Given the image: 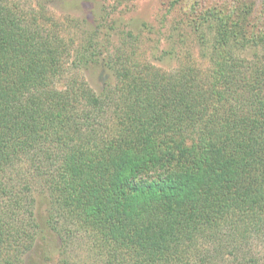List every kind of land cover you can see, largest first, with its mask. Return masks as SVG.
Segmentation results:
<instances>
[{"label": "trees", "instance_id": "16d2710c", "mask_svg": "<svg viewBox=\"0 0 264 264\" xmlns=\"http://www.w3.org/2000/svg\"><path fill=\"white\" fill-rule=\"evenodd\" d=\"M28 1L0 0V264L49 236L60 264L79 236L90 264H264V54L237 52L264 36L207 11L208 66L167 72Z\"/></svg>", "mask_w": 264, "mask_h": 264}, {"label": "rangeland", "instance_id": "374dc122", "mask_svg": "<svg viewBox=\"0 0 264 264\" xmlns=\"http://www.w3.org/2000/svg\"><path fill=\"white\" fill-rule=\"evenodd\" d=\"M38 2L63 25L60 34L68 50L97 26L99 32L93 34L101 52L106 49L123 52L127 48L130 62H151L167 72L174 70L180 61L192 60L196 65L208 66L207 58L200 53L206 47L201 41L202 34L210 35L201 20L207 11L212 12L211 18L228 16L248 31L253 29L264 36V0H29L26 6ZM254 50L264 54V45H247L237 52L250 58ZM65 62L70 66L72 57ZM98 72L90 67L80 71L96 91L102 88L105 79ZM87 240L85 236L74 238L64 256L68 264H90L93 257L88 253ZM59 243V237L38 238L22 257L23 264H60L56 253Z\"/></svg>", "mask_w": 264, "mask_h": 264}]
</instances>
